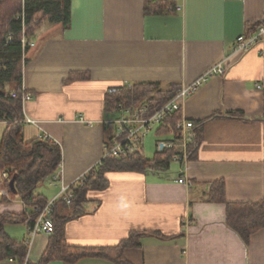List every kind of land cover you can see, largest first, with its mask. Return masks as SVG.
Wrapping results in <instances>:
<instances>
[{
    "label": "crops",
    "instance_id": "obj_1",
    "mask_svg": "<svg viewBox=\"0 0 264 264\" xmlns=\"http://www.w3.org/2000/svg\"><path fill=\"white\" fill-rule=\"evenodd\" d=\"M145 1L70 0L66 25L46 19L27 36L35 45L24 55L22 88L30 99L22 109L34 123H23L22 139L48 134L60 146V179L67 184L101 165L113 133L101 121L117 116L104 109L110 89L149 82L179 89L224 60V72L209 77L181 106L180 115L199 135L185 164L187 183L177 182L174 162L158 169L106 168L103 185L85 190L79 212L57 204L66 243L114 247L136 233L137 245L122 250L126 264H264V227L245 242L226 223V202L264 201V60L256 49L233 51L237 36L264 18V0H155L181 6L171 12H145ZM5 127L0 121V143ZM154 133V152L146 159L157 141L170 138ZM219 180L224 202L210 200ZM59 190L60 180L50 176L35 193L49 200ZM29 211L18 196L0 194V214ZM26 229L4 225L18 241ZM48 239H34L30 262L40 260ZM49 264L122 263L84 256Z\"/></svg>",
    "mask_w": 264,
    "mask_h": 264
},
{
    "label": "trees",
    "instance_id": "obj_2",
    "mask_svg": "<svg viewBox=\"0 0 264 264\" xmlns=\"http://www.w3.org/2000/svg\"><path fill=\"white\" fill-rule=\"evenodd\" d=\"M167 1L148 0L144 3L145 12L165 10ZM24 11V34H34L42 21L61 22L66 25L70 16V0H0V121L6 122V127L0 143V170L12 169L10 178L17 174L15 180L16 194L8 189L10 197L15 195L22 203L30 208L28 215L4 212L0 214V262L14 258L17 264L23 263L26 250L21 241L11 238L4 231L7 223H22L26 227L32 225V220L38 215L47 202L35 190L46 178L52 176L61 162L60 146L49 139L34 138L30 141L22 139V69L26 63L20 39L22 37L21 20L16 19V13ZM260 23V22H259ZM256 25V27L259 25ZM255 30V29H254ZM253 30V31H254ZM11 34L7 39V35ZM28 48L25 49V53ZM25 55V54H24ZM74 77V76H72ZM178 88L170 86L161 88L155 83H137L131 87L121 86L108 91L104 100V109L113 112L122 106L148 103L151 110L163 105L171 99ZM15 92V96L11 93ZM234 115L240 117L241 113ZM174 119L169 118L166 123L155 132L169 134L172 132ZM195 138L190 145V154L199 142V135L194 124ZM172 150L162 153L155 152L152 159L140 155H129L124 158L108 157L103 159L97 169H90L86 182L75 189L72 198L74 212L80 211V202L84 200L85 190L91 187H101L104 183L103 171L106 168L122 170H140L168 167L172 158ZM154 162L151 165V162ZM210 200L225 201L224 182L219 180L210 190ZM65 205L62 199L54 206L53 232L49 236L47 247L37 263L30 261L27 264H49L53 260L71 263L84 256H101L117 263L126 264L122 259V250L127 246L137 245V234L132 233L114 247H79L66 243L64 236V217L57 215L56 206ZM226 223L248 242L250 235L264 227V201L256 202H226Z\"/></svg>",
    "mask_w": 264,
    "mask_h": 264
},
{
    "label": "built area",
    "instance_id": "obj_3",
    "mask_svg": "<svg viewBox=\"0 0 264 264\" xmlns=\"http://www.w3.org/2000/svg\"><path fill=\"white\" fill-rule=\"evenodd\" d=\"M24 0H22L23 2ZM167 11H179L181 6L179 5H168ZM16 19L21 20L22 23V37L20 39L23 57L26 48H32L35 43L24 34V11L23 7L21 12L17 14ZM11 34L7 35L9 39ZM264 18L260 21L259 25L254 31L248 34H241L237 36L235 44L233 46L234 52H245L246 50L256 49L259 56L264 60ZM224 72V60L216 63L208 70H206L200 77L195 79L190 84L182 86L178 89L175 95L155 110H151L148 103L132 104L129 106L119 107L117 116L110 120L101 121L102 125H112L113 133L110 139L104 143L102 149V159L98 162L101 164L102 160L108 157L113 158H124L129 155H140L143 156V142L145 138L157 129L161 128L166 120L169 118L174 119L173 130L170 133V138L166 140H159L155 144V152L162 153L166 150H172V158L170 162H174L178 165L177 168V182L180 184H186L187 180L185 177V164L190 155V145L194 143V123L191 120L186 119L180 115V110L184 100L196 91L206 80L214 74H222ZM132 86V85H131ZM128 86V87H131ZM262 84H256V88H261ZM22 90V106L24 102L30 99V95L24 88ZM23 123H34L33 120L24 117ZM89 125L92 122H88ZM41 139H49L48 134H41L38 136ZM154 162H151L153 165ZM61 162L58 164L57 170L52 174V180H60L59 193L44 204L39 211L38 215L32 220V225L27 227L26 234L21 240L26 253L23 263L27 264L29 259L30 247L34 239L39 235L50 236L53 232V213L54 206L58 200L62 199L65 204H71L74 196V191L78 187H81L87 180L89 171L81 174L70 183H64L61 178ZM12 169L0 170V186L9 184L10 174ZM0 194L9 196L8 189L0 187ZM10 262L17 264L14 258L9 259Z\"/></svg>",
    "mask_w": 264,
    "mask_h": 264
},
{
    "label": "rangeland",
    "instance_id": "obj_4",
    "mask_svg": "<svg viewBox=\"0 0 264 264\" xmlns=\"http://www.w3.org/2000/svg\"><path fill=\"white\" fill-rule=\"evenodd\" d=\"M19 12L20 11H18L15 15L17 16V14H19ZM11 96L13 97V96H15V92H12L11 93ZM109 130H113V127L110 125L109 126V128H108V131ZM154 140H155V133L154 132H151L146 138H145V140H144V144H143V155L146 157V158H149V157H151L152 156V154H153V152H154ZM175 166H177V164H175V163H173L172 165H171V168H173V167H175ZM5 169H7V168H5ZM8 231H10V233H11V229L10 230H8ZM19 237V236H18ZM14 239H17L18 240V238H14Z\"/></svg>",
    "mask_w": 264,
    "mask_h": 264
},
{
    "label": "water",
    "instance_id": "obj_5",
    "mask_svg": "<svg viewBox=\"0 0 264 264\" xmlns=\"http://www.w3.org/2000/svg\"><path fill=\"white\" fill-rule=\"evenodd\" d=\"M16 178H17V174H14L12 177H11V179H10V181H9V189L14 193V194H16V189H15V180H16Z\"/></svg>",
    "mask_w": 264,
    "mask_h": 264
}]
</instances>
